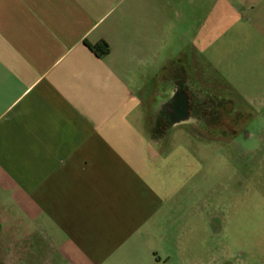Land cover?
<instances>
[{"label": "crops", "instance_id": "crops-1", "mask_svg": "<svg viewBox=\"0 0 264 264\" xmlns=\"http://www.w3.org/2000/svg\"><path fill=\"white\" fill-rule=\"evenodd\" d=\"M176 72L264 89V0H0V264H175Z\"/></svg>", "mask_w": 264, "mask_h": 264}, {"label": "rangeland", "instance_id": "rangeland-1", "mask_svg": "<svg viewBox=\"0 0 264 264\" xmlns=\"http://www.w3.org/2000/svg\"><path fill=\"white\" fill-rule=\"evenodd\" d=\"M238 56L224 61L221 69L223 76L231 69L238 72L245 82L241 73L247 72L248 60ZM242 86L231 89L223 82L213 90L237 105L242 117L237 138L197 121L170 129L165 143L169 172L176 187L184 182L175 195L176 222L182 223V252H175V264L181 259L189 264H264V89ZM161 137L154 141L163 146ZM178 231L176 225L175 236Z\"/></svg>", "mask_w": 264, "mask_h": 264}, {"label": "flooded vegetation", "instance_id": "flooded-vegetation-1", "mask_svg": "<svg viewBox=\"0 0 264 264\" xmlns=\"http://www.w3.org/2000/svg\"><path fill=\"white\" fill-rule=\"evenodd\" d=\"M177 89L164 106L155 107L152 114V132L157 139L169 134L173 126L197 121L218 134L231 138L239 135L240 113L232 99L219 98L208 92L198 91L185 84L176 72ZM242 118V117H241ZM225 128V129H224Z\"/></svg>", "mask_w": 264, "mask_h": 264}, {"label": "trees", "instance_id": "trees-1", "mask_svg": "<svg viewBox=\"0 0 264 264\" xmlns=\"http://www.w3.org/2000/svg\"><path fill=\"white\" fill-rule=\"evenodd\" d=\"M94 49L100 51L101 53H106L109 51V47L107 43H103V44H99V45H95L92 46Z\"/></svg>", "mask_w": 264, "mask_h": 264}]
</instances>
